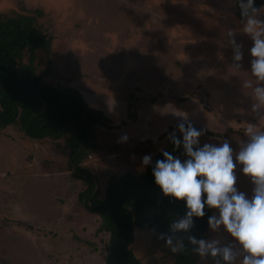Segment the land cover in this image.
I'll return each instance as SVG.
<instances>
[{"label":"rangeland","instance_id":"obj_1","mask_svg":"<svg viewBox=\"0 0 264 264\" xmlns=\"http://www.w3.org/2000/svg\"><path fill=\"white\" fill-rule=\"evenodd\" d=\"M36 10L52 39L50 52L35 55L37 71L50 70L47 80L77 89L109 122V129H96L84 165L101 193L109 174L143 171L142 157L153 159L163 148L168 137L158 138L169 126L181 135L177 113L204 130L200 146L228 140L238 151L249 124L264 129V108L254 113L252 89L243 87L253 79L252 41L234 0H0L1 14ZM260 14L264 19V7ZM229 31L243 46L240 69ZM122 136L126 142L118 143ZM112 152L119 153L113 160ZM241 168L236 186L251 198ZM68 170L63 140L0 130V264L104 263L108 235L97 231L96 216L79 211L85 185ZM206 239L231 243L222 229L208 228ZM131 249L141 264L172 263L174 253L152 232L135 230Z\"/></svg>","mask_w":264,"mask_h":264},{"label":"trees","instance_id":"obj_2","mask_svg":"<svg viewBox=\"0 0 264 264\" xmlns=\"http://www.w3.org/2000/svg\"><path fill=\"white\" fill-rule=\"evenodd\" d=\"M254 2L257 8L264 7V0ZM33 13H0V130L16 127L31 140H63L71 176L85 185L78 195L79 203L99 219L97 231L108 235L103 264H141L131 249L135 230L158 237L168 232L174 219L186 213L184 202L163 196L152 175L163 151H172L183 160V148L173 149L169 134L174 128L169 126L158 138L168 137L165 145L143 171L109 174L101 193L93 175L81 165L93 155L96 129H109V122L101 111L87 104L77 89L47 80L50 70L37 71L35 55L38 51L50 52L52 39L38 24L41 12ZM236 16L242 20L237 6ZM211 211L206 207L203 218H194L190 233L177 234L184 238L186 248L173 254L171 264L200 261L186 237L206 239ZM205 259L223 264L219 257Z\"/></svg>","mask_w":264,"mask_h":264},{"label":"clouds","instance_id":"obj_3","mask_svg":"<svg viewBox=\"0 0 264 264\" xmlns=\"http://www.w3.org/2000/svg\"><path fill=\"white\" fill-rule=\"evenodd\" d=\"M235 4L242 18L241 31L252 41L249 54L253 79L245 81L243 87L252 89L256 101L252 111L256 113L264 108V19L254 0H235ZM235 35L233 31L227 33L234 67L240 69L243 46L237 43ZM176 115L180 118L177 129L181 136L172 133L169 139L173 149L183 148L186 158L181 160L172 151H163V158L156 160L152 175L163 196L184 202L186 213L174 219L168 232L161 233L158 239L164 240L172 253L184 251V238L177 234L190 233L194 218H203L207 207L216 210L208 217L209 229L212 232L222 229L231 243L221 246L219 240L188 235L191 250L202 259L219 257L223 264H236L238 256L242 257L240 264H264V129L249 124L244 131L248 139L238 151H234L228 140L220 145L200 146L199 138L204 130L187 121L184 113ZM126 140L127 137L122 136L117 142ZM141 162L148 166L152 156H143ZM238 164L253 185L251 198L236 186ZM233 245L238 246L239 252Z\"/></svg>","mask_w":264,"mask_h":264},{"label":"crops","instance_id":"obj_4","mask_svg":"<svg viewBox=\"0 0 264 264\" xmlns=\"http://www.w3.org/2000/svg\"><path fill=\"white\" fill-rule=\"evenodd\" d=\"M119 154V153H118ZM118 154H114L113 152L112 153H109V157H110V159L111 160H113V159H115L117 156H118ZM91 156H93V155H91ZM85 161L82 163V167L83 168H85L86 170H88L85 166ZM68 166V165H67ZM68 169H69V167H68ZM69 172H70V170H68ZM89 172H90V170H88ZM126 172V171H125ZM91 173V172H90ZM70 174H71V172H70ZM111 174H115V173H111ZM116 175H120V174H116ZM80 210L79 211H82V212H84V213H87V214H90L86 209H84L83 207H78ZM90 215H92V214H90ZM92 216H94V215H92Z\"/></svg>","mask_w":264,"mask_h":264}]
</instances>
